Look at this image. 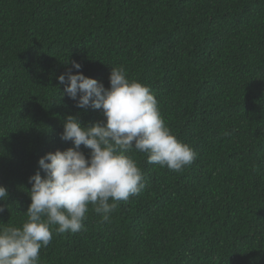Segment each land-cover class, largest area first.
I'll list each match as a JSON object with an SVG mask.
<instances>
[{
    "label": "trees",
    "instance_id": "1",
    "mask_svg": "<svg viewBox=\"0 0 264 264\" xmlns=\"http://www.w3.org/2000/svg\"><path fill=\"white\" fill-rule=\"evenodd\" d=\"M112 66L150 88L196 157L177 172L130 153L145 187L107 222L90 204L39 264H264V0H0V222L27 219L40 157L73 146L68 115L106 120L59 75L109 87Z\"/></svg>",
    "mask_w": 264,
    "mask_h": 264
},
{
    "label": "clouds",
    "instance_id": "2",
    "mask_svg": "<svg viewBox=\"0 0 264 264\" xmlns=\"http://www.w3.org/2000/svg\"><path fill=\"white\" fill-rule=\"evenodd\" d=\"M68 63L82 68L77 61ZM109 79L105 87L82 71L59 75L63 95L85 111L102 110L106 120L84 124L79 115L65 118L60 138L73 146L40 157L45 174L38 170L29 177L27 219L20 226L0 222V264H39L40 250L54 233L83 229L90 204L107 222L119 201H128L145 187L133 151L145 153L149 164L177 172L194 161L195 150L167 126L146 84L129 78L122 66H112ZM81 145L90 149L88 155ZM6 196L7 188L0 185V200Z\"/></svg>",
    "mask_w": 264,
    "mask_h": 264
}]
</instances>
